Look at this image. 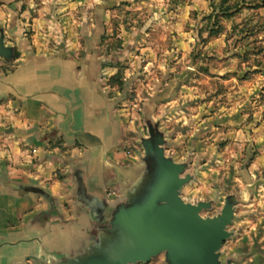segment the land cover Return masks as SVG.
<instances>
[{"label":"crops","instance_id":"crops-1","mask_svg":"<svg viewBox=\"0 0 264 264\" xmlns=\"http://www.w3.org/2000/svg\"><path fill=\"white\" fill-rule=\"evenodd\" d=\"M205 7V0H0V32L18 53L0 58V264L84 252L142 172L137 103L129 102L131 115L107 84L115 59L103 39L114 23L123 53L115 63L130 64L126 75L139 81L140 101L148 95V116L172 126L178 141L183 126L194 125L209 175L220 176L222 165L232 172L222 176L234 182V264H264V106L255 82L234 84V69L206 60L202 72L191 59L198 27L191 15ZM200 75L226 90L206 94Z\"/></svg>","mask_w":264,"mask_h":264},{"label":"water","instance_id":"water-1","mask_svg":"<svg viewBox=\"0 0 264 264\" xmlns=\"http://www.w3.org/2000/svg\"><path fill=\"white\" fill-rule=\"evenodd\" d=\"M17 56L14 46L5 45L1 31L0 58L11 61ZM146 125L148 136L140 139L142 172L101 227L95 244L55 262L33 258L35 264H137L161 254L166 264H223V243L234 235L228 227L235 220L236 197L228 195L217 215L203 216L213 201L183 199V187L194 178L186 172L189 163L166 155L167 140L159 121L148 120ZM32 190L52 199L42 190Z\"/></svg>","mask_w":264,"mask_h":264},{"label":"rangeland","instance_id":"rangeland-1","mask_svg":"<svg viewBox=\"0 0 264 264\" xmlns=\"http://www.w3.org/2000/svg\"><path fill=\"white\" fill-rule=\"evenodd\" d=\"M205 1V9L198 13H192L191 15L192 20L198 25L197 29H195L197 41L190 53L191 59L194 64L199 65V70L202 72H208V68L210 67V63L205 65L202 62L206 60L209 62L211 61L212 65L219 70L224 67L234 69V84L239 83L244 86L249 82H255L258 92L260 93L258 98L259 102L264 106V0ZM226 8H229L231 13L229 16L222 15V10ZM118 28V23H114L111 34L105 39L106 44H108L111 49L110 54H112V58H114L115 61L118 60L117 56L119 53V55L123 54L121 51V39L119 37L120 31ZM156 36L159 37L160 35ZM215 39L219 40L214 46V49L211 51L208 49L207 51L204 50V46ZM166 42H168V40H166ZM115 61L114 63H109L112 65L110 70L113 74L109 79L107 78V84L112 91L120 92L119 97L125 99L127 103L124 108H131V115L137 111V117H139L138 120L141 123L139 134L141 136H148L146 125L148 120L160 122L159 128L165 133V138L168 141L164 146L166 155L172 158L174 157L173 159L176 162L189 163L186 172L194 176L193 180L185 185L181 191L183 199L191 203L213 200L212 208L202 211L201 214L203 216L217 215L224 206L225 198L228 195L234 196V192L230 193L229 188L234 182L230 181L231 179L229 180L228 176L225 178L222 176L224 172L225 175L231 176L232 172L228 167L221 168L222 165L219 167L221 175H215L214 178H212L209 175L211 170L208 171L205 169L206 165L203 162L204 156L200 158L196 155V151L205 146L203 142L200 144V141L203 140L202 133L196 129L194 125H185L183 128H186V133H184V136L179 137V141L176 140V138L168 132L173 129L172 126L168 127L163 123V125H161L162 120L160 118L154 120L148 116L146 108L142 105L148 95L144 93L142 95L143 99L140 101L138 93L134 91V89L138 87L139 81L126 75V69L128 66L130 67V64L123 61L122 63L125 62L128 65L126 66L124 63V66L121 62L115 63ZM200 77H203L200 79L202 82L200 88L205 91L206 94L210 92V89L218 91L226 90L225 85L221 84L219 80L215 78L208 79L201 75ZM140 80L144 81L145 78ZM205 80H209V82H205ZM129 88H132V90H129ZM110 93L114 95L113 92ZM206 97H209V95H206ZM129 102L137 103L136 111ZM140 105H142V107ZM187 132L189 134H187ZM226 144V142H222L218 143L217 146L225 149ZM135 145L137 154L143 156L144 150L140 141H135ZM201 172L203 174H201ZM216 177L228 179L226 181H216ZM242 215L245 218V213ZM235 224L236 220L233 221L228 229L234 232ZM234 248L233 235L223 243L221 249L223 264H226L228 260L234 261ZM137 264H166V262L164 255L161 254L153 257L149 262H139Z\"/></svg>","mask_w":264,"mask_h":264},{"label":"trees","instance_id":"trees-1","mask_svg":"<svg viewBox=\"0 0 264 264\" xmlns=\"http://www.w3.org/2000/svg\"><path fill=\"white\" fill-rule=\"evenodd\" d=\"M229 14H231L230 11H229V8H226V9L222 10V15H223V16H229ZM116 24H117V23H116ZM106 38H107V36L104 37L103 41H105ZM104 66H106V64H104ZM122 69H123V68H122ZM118 76H119V75H118Z\"/></svg>","mask_w":264,"mask_h":264}]
</instances>
